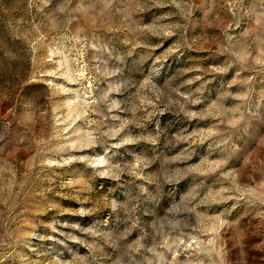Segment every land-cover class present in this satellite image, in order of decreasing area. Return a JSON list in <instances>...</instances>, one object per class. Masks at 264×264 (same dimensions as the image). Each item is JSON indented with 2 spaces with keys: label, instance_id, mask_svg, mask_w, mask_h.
Masks as SVG:
<instances>
[{
  "label": "rangeland",
  "instance_id": "1",
  "mask_svg": "<svg viewBox=\"0 0 264 264\" xmlns=\"http://www.w3.org/2000/svg\"><path fill=\"white\" fill-rule=\"evenodd\" d=\"M0 264H264V0H0Z\"/></svg>",
  "mask_w": 264,
  "mask_h": 264
}]
</instances>
